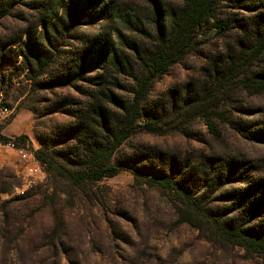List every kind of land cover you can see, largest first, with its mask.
<instances>
[{
	"label": "rangeland",
	"instance_id": "1",
	"mask_svg": "<svg viewBox=\"0 0 264 264\" xmlns=\"http://www.w3.org/2000/svg\"><path fill=\"white\" fill-rule=\"evenodd\" d=\"M103 1L86 4L73 24L65 17V35L49 41L41 21L56 9L63 16L68 0H12L0 8V135L22 137L36 151L45 142L49 156L61 162L56 157L70 153L72 144L64 130L92 94L129 98L127 76L117 75L118 85L93 80L102 66L73 87L56 84L93 39H110L129 55L149 43L131 25L107 21ZM112 1L155 33L145 0ZM158 1L163 25L182 0ZM215 1L216 18L195 30L189 52L153 81L143 103L148 116L153 106H165L157 112L164 134L137 131L113 159L168 173L202 203L203 214L188 208L183 218L175 196L136 182L129 171L77 186L42 166L43 175L27 182L17 157L1 151L0 264H264L263 255L220 237L212 225L264 231V50L255 56L264 0ZM31 47L45 48L52 61L36 81ZM230 61L237 72L218 79L214 66L223 71Z\"/></svg>",
	"mask_w": 264,
	"mask_h": 264
},
{
	"label": "trees",
	"instance_id": "2",
	"mask_svg": "<svg viewBox=\"0 0 264 264\" xmlns=\"http://www.w3.org/2000/svg\"><path fill=\"white\" fill-rule=\"evenodd\" d=\"M12 0H0V8L9 5ZM98 0H68L64 15L57 17L56 9L46 18L42 19L43 32L46 40L50 36L60 37L65 35L61 30L62 24H66L65 17H68L67 24H73L81 16L83 7L86 4H93ZM15 2V1H14ZM148 10L152 14L155 23L154 31L146 27L136 14H126L120 10L112 0H104L102 3V13L107 21L121 20L126 25L143 35L145 41L140 48L129 55L126 51H118L110 42V39H93L89 50L74 63L64 76L57 79L59 86L73 87L74 82L81 80L87 70L100 66L102 73L93 80H97L99 86L109 84L118 85L117 75H124L130 78L129 98L123 99L111 91L98 92L92 94V101L86 107L78 111L75 115L76 121L71 123L66 131L65 143L71 140L70 153L58 154L53 159L49 156L47 144H44L38 151L34 150L36 160L48 169L55 170L56 174L68 181L72 185H84L99 183L104 179L117 176L122 171H129L136 182L145 184L148 187H157L168 194L176 197L180 203L174 204L179 214L185 213L190 208V212L203 214L205 209L201 202H196L187 193L184 183H177L168 173L158 172L153 169L138 167L136 162L121 163L113 162L115 153L135 132L142 131L148 134L163 135L164 125L161 123V116L157 118V112L164 111L165 106H153L154 112L150 116L146 115L145 106L149 89L153 81L161 74L167 72L174 64L178 63L192 47V34L200 28L204 22L210 18H216L217 6L215 0H182L178 5L177 12L167 20L163 19V7L158 0H145ZM7 4V5H5ZM67 9L69 11L67 12ZM57 12V13H56ZM219 30L226 31L227 28L218 21ZM61 26V27H60ZM263 28L259 32L258 42L255 49L257 57L264 50V22ZM63 29H65L63 27ZM31 79L36 81L50 67L52 61L42 53L46 49L31 47ZM245 62H248L249 60ZM224 70H220L215 65L213 72L218 79L231 80L236 73V64L230 61L222 64ZM112 72L115 75L112 76ZM111 80V81H110ZM259 84V81H256ZM259 86V85H258ZM260 87V86H259ZM171 109H177L175 95L171 96ZM194 102V101H192ZM156 112V114H155ZM62 131V130H61ZM9 138L0 135V141H7ZM15 140L26 144L22 137ZM153 151L160 157L162 153ZM60 156V157H59ZM183 206V207H181ZM185 218V217H183ZM185 219H183L184 221ZM220 237L231 240L235 245L243 247L247 252L264 256V231L242 230L234 225L212 223Z\"/></svg>",
	"mask_w": 264,
	"mask_h": 264
},
{
	"label": "built area",
	"instance_id": "3",
	"mask_svg": "<svg viewBox=\"0 0 264 264\" xmlns=\"http://www.w3.org/2000/svg\"><path fill=\"white\" fill-rule=\"evenodd\" d=\"M10 152L15 155L21 163V171L19 176L29 182L31 179H37L43 175V167L36 160L33 149L27 147L26 144L21 143L15 139L7 141H0V152Z\"/></svg>",
	"mask_w": 264,
	"mask_h": 264
}]
</instances>
